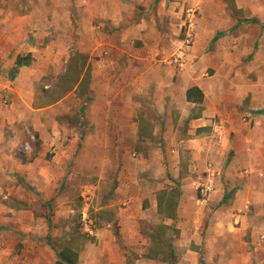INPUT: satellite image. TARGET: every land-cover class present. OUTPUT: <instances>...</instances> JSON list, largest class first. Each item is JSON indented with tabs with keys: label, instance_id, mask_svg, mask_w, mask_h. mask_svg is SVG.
I'll list each match as a JSON object with an SVG mask.
<instances>
[{
	"label": "crops",
	"instance_id": "crops-1",
	"mask_svg": "<svg viewBox=\"0 0 264 264\" xmlns=\"http://www.w3.org/2000/svg\"><path fill=\"white\" fill-rule=\"evenodd\" d=\"M39 1L40 6L20 11L18 0H0V74L4 76L0 77V184H8L9 188L13 173L9 162L13 156L5 150L15 142L6 137V132L16 121L15 101H24L33 115L38 116L31 125L40 133L45 152L57 139L50 142L47 122L40 116L57 108L64 98L49 107L34 106L37 82L51 73L52 66L56 67V75L61 73L59 62L64 59V49L75 42L91 56L92 86L96 99H100L98 78L100 75L113 77L114 67L99 69L96 64L113 63L109 51L116 49L122 57L124 43L131 41L122 36L114 42L105 33L111 24L116 27L125 21L123 11L129 9L128 0ZM46 2L51 6L43 5ZM262 2L264 4V0ZM236 7L246 15L238 18L232 35L217 39L218 30L212 35L199 33L198 40L183 53L179 52L182 43L179 42L176 54L184 57L185 68L177 74L176 80L173 77L172 80L159 79L162 84L155 86L151 112L145 109V102L133 99L148 91L141 86L145 72L140 69L131 74L135 89L129 100L116 103L111 99L103 106L107 110H122L128 116L127 121L134 125L132 135L136 143L145 144L148 150L144 159L141 150L133 152L131 156L138 160L136 173L127 174L115 192L122 196L124 204L140 205L143 215L151 213L161 218L163 222L154 228L165 225L176 230L170 250L176 255L174 245L178 239L186 254L180 259L182 262L190 254L211 252L215 242L235 232L264 236V9L257 10L246 0H236ZM39 14L42 15L38 17ZM229 24L228 20V27ZM70 29L77 35L73 39ZM145 30L144 24H139L131 32L143 38L148 36ZM155 37L156 42L151 46L153 53L176 46L174 37H170L169 42L164 37ZM150 44L147 39L146 45ZM28 54L30 63L17 65L18 56ZM141 54L137 58L139 62L153 58L147 55L146 48ZM68 59L66 56L64 62L69 63ZM221 60H225L222 66ZM166 61L169 65L173 62ZM158 63L162 66V61ZM211 65H214V73L209 75L207 70ZM170 68L166 67L165 71ZM12 71L17 73L14 80L10 76ZM125 75H130L129 69ZM192 87L203 92L202 103L187 100L186 93ZM22 92H27L28 97ZM8 98L14 101L12 105L8 104ZM95 104L96 109L102 108ZM141 108L144 111L140 112ZM107 117L104 122L110 123ZM87 119L93 122L92 118ZM142 124L147 131H143ZM24 168L32 184H59L60 166H56L57 178L45 182H34L33 166ZM43 171L47 172L41 169ZM168 183L177 187L176 200L166 192ZM207 186H211V193L207 198H199L198 187ZM1 190L2 187L0 193ZM7 211L13 208L9 206ZM4 219L10 218L0 217ZM204 223L206 228L202 230ZM14 237L9 228L0 229V264H57L59 255L39 245L34 238L27 237L18 254L13 245ZM122 237L127 245L133 236L124 232Z\"/></svg>",
	"mask_w": 264,
	"mask_h": 264
},
{
	"label": "rangeland",
	"instance_id": "rangeland-1",
	"mask_svg": "<svg viewBox=\"0 0 264 264\" xmlns=\"http://www.w3.org/2000/svg\"><path fill=\"white\" fill-rule=\"evenodd\" d=\"M246 1L257 10L264 9L262 0ZM39 2L18 0L17 5L20 11H25L30 6H40ZM43 5L51 6L49 2ZM128 5L129 9L123 11L126 14L125 21L115 25L116 27L111 24L105 31L114 42L122 36L131 39L124 43L125 53L121 57L120 52L113 49L109 51L113 63L107 62L108 65L105 66L103 63L96 64L99 69L114 67V76L100 75L98 78L100 99H96L94 94V98L88 103L86 98L80 97L78 91L72 90L64 95L57 108L40 116V119L47 122L50 142L57 139L45 152L40 133L31 125L38 116L33 115L24 101H15L13 111L16 121L6 132V137H10L15 143H11L5 150L6 154L13 156L9 162L13 168V173L10 174L12 184L11 188L8 184H0L3 189L0 193V217L10 219L0 220V229L9 228L15 234L16 241L13 245L18 254L24 247L23 241L30 237L39 241L42 247H49L57 255L62 250L70 249L78 255V264H174L170 254V233L162 230V243L150 237L154 226L163 220L151 213L143 215L140 205L128 202L124 204L122 196L115 192L127 174L136 173L138 160L131 156L133 152L141 150L145 154L142 157L144 159L148 150L145 144L136 143L132 135L134 125L127 121L128 116L122 110H107L103 106L105 101L111 99L116 103L129 100L135 89L131 83L133 72L140 69L145 72L141 86L148 91L141 97L133 96V99L145 102V109H150L151 112L155 86H160L161 81L167 77L176 80L177 74L185 68L186 62L183 59H180L181 62L176 61L179 58L176 54L179 42H182L179 52H187L189 50H184V42L189 41L192 46L198 40L199 33L207 32L212 35L218 30L220 32L215 35L217 39L232 35L236 21L246 13L237 9L236 0H163L161 3L158 0H128ZM189 10H192L191 13H188ZM247 14L250 16V13ZM40 15L42 14L38 17ZM73 18L75 24V11ZM228 20L230 27L227 25ZM139 24H144V34H148L147 37L144 35L140 38L131 32ZM153 29L158 32L154 33ZM189 32L191 38L188 37ZM69 33L71 39L77 36L73 29ZM154 34L164 37L168 42L170 37H174L176 46L174 49L166 47V52L160 49L153 53L151 46L156 42ZM144 38L151 44L146 45L147 39ZM54 47L56 50L60 49L59 46ZM145 48L147 55L150 54L153 58L139 62L137 58L142 56ZM64 50V59L59 62L61 73L56 75V67L52 66L51 73L37 82L34 106L38 108L54 104L51 99L63 94L73 85V77L61 78L68 65L64 60L66 56L70 59L74 52L83 51L75 42H71ZM167 59L173 61L171 65ZM160 61L162 66H159ZM89 62L93 65L91 56ZM224 62L225 60L219 61L221 66ZM166 67H171V70L165 71ZM128 69L130 75L127 76L125 74ZM207 73H214V65L210 66ZM10 76L14 80L17 73L12 71ZM0 77L4 76L0 74ZM92 83L91 88L95 93ZM22 93L26 97L29 95L27 92ZM46 93L51 98L48 99ZM10 98L7 102L12 105L14 101ZM95 102L102 108L96 109ZM142 111L144 108L140 109ZM106 116L110 123L104 122ZM139 117L140 114L137 118ZM87 118H92L93 122ZM30 165L33 166L32 175L35 174L36 177L34 182L57 178L56 166H60L59 184H32L24 168ZM41 169L47 172H41ZM165 186L168 187L166 192L176 200V185L168 183ZM200 188L198 187L199 198H207L211 192L205 195V187ZM9 206L13 211H7ZM205 225H202V230L206 228ZM124 232L133 236L127 245L122 239ZM238 234L235 232V235L215 242L211 252L203 250L199 254H190L184 262L181 261L186 255L182 252L184 247L176 239L175 261H181L179 264H201V260L202 264H264V236L254 237L252 232ZM82 256L84 258L81 260Z\"/></svg>",
	"mask_w": 264,
	"mask_h": 264
},
{
	"label": "trees",
	"instance_id": "trees-1",
	"mask_svg": "<svg viewBox=\"0 0 264 264\" xmlns=\"http://www.w3.org/2000/svg\"><path fill=\"white\" fill-rule=\"evenodd\" d=\"M89 60H90V56L80 51L74 52L71 55L70 61L67 65L66 73L62 75L61 78L73 77L74 78L73 85H71V87L68 90H65L63 94L61 93L57 96H54V98H52L51 101L58 102L59 100L64 98V95L66 93L71 92L72 90L74 92L78 91L80 97L86 98V100H88V103L92 101V99L94 98V91L91 88L92 65L90 64ZM30 61H31V55L28 54L26 56H18L16 63L17 65H24V64L28 65ZM186 96H187V100L193 103H202L204 100V94L198 87L190 88L187 91ZM46 97L48 99L51 98L49 93L46 95ZM141 126L143 131H147V129H145L144 124H142ZM162 230L168 231L170 233L169 236L170 241L173 238L172 236L173 233H177L176 230L173 229L172 227L159 225L153 229V232L151 233L150 237L154 238V240L157 239L160 243H162L161 241L164 240ZM170 254H171V259H173V263H175L176 256L172 249L170 250ZM78 262H79L78 255L74 254L70 249H65L59 253V260L57 264H78ZM202 263L203 261L201 260V264Z\"/></svg>",
	"mask_w": 264,
	"mask_h": 264
},
{
	"label": "built area",
	"instance_id": "built-area-1",
	"mask_svg": "<svg viewBox=\"0 0 264 264\" xmlns=\"http://www.w3.org/2000/svg\"><path fill=\"white\" fill-rule=\"evenodd\" d=\"M190 11H192V10H189L188 11V13H191ZM192 27V24L190 25V28ZM188 37H190L191 38V32H189L188 33ZM184 50H187V49H189L190 47H191V44H190V42L189 41H186V42H184ZM183 53V52H182ZM180 59H183V56L182 55H179V58H177V61H180ZM181 62V61H180ZM212 191V188H211V186H207V187H205L204 189H203V193L205 194V195H207V194H209V192H211Z\"/></svg>",
	"mask_w": 264,
	"mask_h": 264
}]
</instances>
